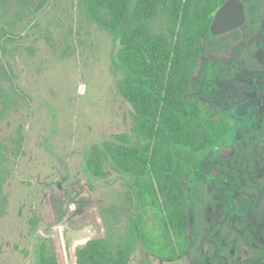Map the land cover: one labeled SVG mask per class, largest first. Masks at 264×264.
Wrapping results in <instances>:
<instances>
[{
  "label": "rangeland",
  "instance_id": "1",
  "mask_svg": "<svg viewBox=\"0 0 264 264\" xmlns=\"http://www.w3.org/2000/svg\"><path fill=\"white\" fill-rule=\"evenodd\" d=\"M27 1L17 17L19 0H0V107L3 92L13 99L0 115L9 170L0 264H41L42 245L46 257L72 264L88 239L111 250L130 220L141 216L151 228L154 216L110 161L105 179L86 169L93 146L119 134L135 140L132 108L118 93L125 71L116 41L88 17L84 0ZM242 1L237 45L225 57H203L191 87L232 124L222 151L202 155L187 188L196 244L163 259L138 240L128 264H264V0Z\"/></svg>",
  "mask_w": 264,
  "mask_h": 264
},
{
  "label": "trees",
  "instance_id": "2",
  "mask_svg": "<svg viewBox=\"0 0 264 264\" xmlns=\"http://www.w3.org/2000/svg\"><path fill=\"white\" fill-rule=\"evenodd\" d=\"M226 0H84L88 17L117 43V63L125 71L119 95L133 111L135 140L119 134L93 146L88 173L107 177L102 163L132 179L137 201L154 216L148 227L140 216L108 250L92 237L75 250L72 264H128L138 240L163 259H175L196 244L197 219L187 195L188 185L210 150L222 151L232 131L229 117L194 96L191 87L203 57H225L240 38L237 29L221 37L210 32L212 17ZM19 0L16 16L28 9ZM14 26V22L6 23ZM159 26V29H158ZM4 47L0 44V56ZM0 115L13 99L2 93ZM0 145V189L9 176ZM200 187L191 189L197 199ZM195 209V207H194ZM40 252L41 264H58Z\"/></svg>",
  "mask_w": 264,
  "mask_h": 264
},
{
  "label": "water",
  "instance_id": "3",
  "mask_svg": "<svg viewBox=\"0 0 264 264\" xmlns=\"http://www.w3.org/2000/svg\"><path fill=\"white\" fill-rule=\"evenodd\" d=\"M245 4L242 0H226L214 13L210 25L211 35L221 37L246 24Z\"/></svg>",
  "mask_w": 264,
  "mask_h": 264
}]
</instances>
